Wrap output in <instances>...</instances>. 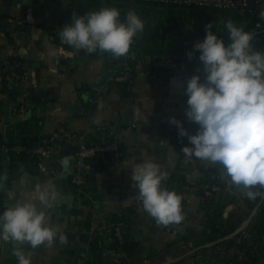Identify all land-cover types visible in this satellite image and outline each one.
Wrapping results in <instances>:
<instances>
[{"label": "crops", "instance_id": "0c3cea01", "mask_svg": "<svg viewBox=\"0 0 264 264\" xmlns=\"http://www.w3.org/2000/svg\"><path fill=\"white\" fill-rule=\"evenodd\" d=\"M112 1L0 0V60L17 58L25 69L13 86L16 98L0 94L3 117L14 119L35 115L41 120V131L49 135L64 127L88 137L97 128L109 127L122 144L121 148L118 147L119 153L110 156L107 168L95 173L94 188L86 196H80L67 186L72 172L71 159L69 170L55 166L59 157L68 158V155L62 157L64 151L61 150L53 151L45 160L46 169L36 173L30 174L23 169L9 171L7 167L0 171V175L7 177L0 182V214L18 201L30 200L37 185H49L57 193L51 208L39 201L35 203L46 211L51 226H59L67 243L61 244L57 238L51 246L42 244L32 249L25 244L23 250L31 254V264H116L113 252L105 246L91 249L87 240L81 237L87 231L104 230L113 213L129 212L130 234L139 241L129 264H167L178 259L191 246V241L178 238L198 233L203 227L205 214L200 205L201 185L197 182L211 171L212 165L187 157L182 152L183 147L191 146L187 137H180L177 127L169 123V118L175 117L189 134H196L199 128L196 123L189 122L185 114L187 81L193 75H199L204 82L199 56L186 59L164 79L149 77L140 67L137 68L130 93L122 98L117 86L101 85L111 75L110 64L107 66L103 55L76 50L59 37L60 29L72 23L73 13L83 16L102 6L111 7ZM26 12L35 16V23L15 25L13 19ZM136 14L144 24L156 25L161 21V15L156 11L139 10ZM125 17L126 14L121 21ZM81 87L105 93L91 112L83 106L87 93L84 89L77 90ZM33 92L42 93L45 98L31 109L33 103L28 97ZM21 102H24L22 111L14 114L15 106ZM3 129L0 121V132ZM147 160L157 163L166 173L162 188L166 189L171 180L184 183L178 191L183 200L184 218L180 223L167 226L158 223L144 211L142 201L137 199L139 190L133 187L131 168ZM238 195L245 196L241 192ZM229 213L245 218L236 204L227 206L224 216ZM175 239L178 242L169 246ZM15 246L0 240V264H18L12 254ZM234 253L231 248L226 255L208 253L203 259L202 255L187 257L181 264H226L227 257ZM199 259L202 263H197ZM254 264H264V257Z\"/></svg>", "mask_w": 264, "mask_h": 264}, {"label": "clouds", "instance_id": "9594fccd", "mask_svg": "<svg viewBox=\"0 0 264 264\" xmlns=\"http://www.w3.org/2000/svg\"><path fill=\"white\" fill-rule=\"evenodd\" d=\"M229 43L205 27V38L197 41L192 59L199 52L203 64L204 82L199 75L187 81L188 96L185 114L189 122L199 125L196 134H189L182 122L175 117L169 123L175 125L180 137H187L191 146L182 148L189 158L221 165V180L243 193L247 199L264 197V52L256 50L254 34L245 26L229 19L224 24ZM144 30V22L134 10L126 13L115 7L102 6L83 16L75 13L72 23L59 31L63 43L89 54L99 50L116 57L126 56L134 38ZM62 167L70 169V159L62 160ZM133 187L144 211L162 225L180 223L183 220L182 197L175 191L161 187L166 173L154 161L147 160L133 165ZM7 179L0 175V182ZM57 198L54 188L37 185L32 198L18 201L6 207L0 214V240L14 243L13 255L18 264H31V254L23 246L32 249L42 244L51 246L58 238L61 244L67 237L59 226L49 224L46 211L38 208L35 201L51 208Z\"/></svg>", "mask_w": 264, "mask_h": 264}, {"label": "trees", "instance_id": "16d2710c", "mask_svg": "<svg viewBox=\"0 0 264 264\" xmlns=\"http://www.w3.org/2000/svg\"><path fill=\"white\" fill-rule=\"evenodd\" d=\"M111 7L117 8L122 16L129 10H152L161 15V21L152 25L149 22L144 24V30L134 38L133 49L137 57L129 60L128 64L132 66V75L125 81H115L110 76L106 77L101 85L109 87L117 86L120 96L126 98L129 93L137 68H141L149 77L164 79L170 75L171 69L167 66H155V60H164L171 53L179 52L183 49L182 42L185 39L192 40L188 49L193 52V46L197 41L205 38V27L212 25V31L221 36L225 43H229L228 33L224 26L225 21L231 19L237 26H245V31L252 32L254 39L252 45L256 50L264 52V0H254V6L249 11L240 13L238 11L223 10L211 6H186L182 4H163L158 2H138L133 1L130 5H122L111 2ZM256 21L261 22V27L255 28ZM184 33V35H183ZM175 35L173 38L172 35ZM87 52L86 50H83ZM101 54L109 63V53H101L99 50L92 55ZM143 56H149L150 62H145ZM193 56H199V52H194ZM116 61V60H115ZM12 73L23 76L25 69L21 65V61L17 58L7 57L0 60V94L10 98H16V91L13 86L17 80L10 79ZM117 73H120L118 70ZM117 73H112L113 75ZM87 92V99L83 102L87 112L96 108L97 101L104 96V92L91 88L81 87L78 91ZM29 100L34 109L36 104L45 98L42 93L33 92L29 95ZM24 106V102L15 106V113ZM30 109V107H29ZM0 121L4 127L0 132V171L7 167L9 171L23 169L27 173L33 174L38 171L39 156L32 150L40 145L50 147L56 143L63 144V151L66 145L62 140L50 139L51 135L44 134L42 130L41 120L35 115H28L25 118L8 119L3 117V103L0 100ZM45 140V143L42 141ZM118 142L112 129L109 127L97 128L92 136H85L84 142L88 146L100 145L103 142ZM18 146H25L27 150L16 151ZM63 153V152H62ZM64 153L62 157H64ZM110 153H104V157L89 160V164L94 163L95 173L103 171L108 166ZM62 158L55 164L56 167L62 168ZM210 171L197 182V185L203 186L201 193V208L204 211L205 219L200 232L190 235H182L178 239L191 241V246L186 254H183L178 260L171 264H181L187 257H195L202 255L205 258L208 253L211 255H226L231 248L235 250L234 255L228 256L226 264H254L264 257V197H257L256 200H249L246 196L238 195V190L229 186L225 189L226 183L221 180V165L211 166ZM73 172V171H72ZM72 172L68 176V188L73 192H78L80 196H86L90 190L94 188L95 179L90 174H83L84 182L75 184L71 182ZM182 182L169 181L166 189L178 193ZM187 185V184H186ZM212 185H218V191H212L207 194ZM188 186H191L188 185ZM205 187V188H204ZM264 192V189H258ZM183 202V200H182ZM236 204L238 210H241L243 216L250 220L246 227L237 232L233 237L224 239L228 235L234 233L245 218L237 213H229L224 216V211L229 205ZM245 219V220H246ZM119 225L120 236L115 232L114 227ZM131 216L129 212H120L111 214L104 230L95 229L92 232H85L81 237L87 240L91 249L105 246L109 251L113 252L116 257V264H129L135 256V251L139 246V241L130 234ZM89 229V227H88ZM175 239L169 243V246L178 242ZM210 243L209 246L205 244ZM220 248V250H218ZM225 257V256H224ZM209 258V257H208ZM202 263V260H197Z\"/></svg>", "mask_w": 264, "mask_h": 264}, {"label": "built area", "instance_id": "2783aa9c", "mask_svg": "<svg viewBox=\"0 0 264 264\" xmlns=\"http://www.w3.org/2000/svg\"><path fill=\"white\" fill-rule=\"evenodd\" d=\"M138 1V2H158L163 4H182L186 6H211L218 9L223 10H232V11H238L240 13H244L250 10V8L247 5V0H132ZM14 24L17 26H27V25H33L35 23V16L31 12H26L24 15L17 16L13 19ZM255 28L261 27V22L256 21L254 24ZM184 35V33H183ZM192 40L185 39L182 42L183 49L176 53H171L167 56V58L162 62V60L158 59L153 62V65L155 66H167L171 69V71H176L181 64L188 59L187 53L191 52L188 49V46L191 44ZM135 41L132 45H134ZM131 45V46H132ZM110 54V53H109ZM137 54L133 49L129 50V53L126 56L116 57L112 54L109 55V63L111 65L109 66V71L111 72L110 77L114 79L115 81H125L129 79L132 75V66L128 64L129 60L136 59ZM143 59L145 62H150L149 56H143ZM116 60V61H115ZM120 71V73H117V71ZM114 73H117L113 75ZM21 76L18 74L12 73L10 76V79L18 80ZM87 93V92H86ZM22 108L19 109L21 112ZM84 134L76 133L73 131H70L64 127H59L56 129L52 134L50 139H53L55 141L62 140L65 145H71L73 147V152L71 155L68 156L69 159H71L72 162V175H71V182L75 184H82L84 182L83 174H89L90 173V164L89 160H92L94 158L98 157H104V153H110V155L118 154L119 148H118V142L111 141V142H103L100 145H92L88 146L84 142ZM45 143V140L42 141ZM63 144L56 143L50 147H44L43 145H40L36 148H34L32 151L34 153H37L39 156V161L37 164L38 170H44L46 169L45 166V160L48 159L53 151L55 150H61L63 151ZM15 150L18 152L20 150H27L25 146H18L15 148ZM61 160V157L57 159V163ZM230 185L226 184L225 189H228ZM205 188V187H204ZM219 186L218 185H212L210 190L206 191L207 194H210L212 191H218ZM239 192V191H238ZM115 232L118 236H120V229L119 225L114 227Z\"/></svg>", "mask_w": 264, "mask_h": 264}, {"label": "water", "instance_id": "95a60500", "mask_svg": "<svg viewBox=\"0 0 264 264\" xmlns=\"http://www.w3.org/2000/svg\"><path fill=\"white\" fill-rule=\"evenodd\" d=\"M113 1H114V2H117V3L125 4V5H126V4L129 5V4L132 3V0H113ZM247 5H248L249 8H252V7L254 6V0H247ZM172 72H173V71H170V74H171ZM84 98H85V95H84ZM118 147L121 148V147H122V144H121V143H118ZM72 152H73V147H72L71 145H67L66 148H65V151H64L65 156H67V155H68V156L71 155ZM211 171H213V170L211 169ZM90 175H91L92 178L95 177L94 163H91V164H90ZM199 190H200V192H202V191H203V187L199 186ZM249 220H250V217H248L246 220H244V221L240 224V226L236 229V231H234V233L228 235V236L225 237L224 239L231 238V237H233L237 232L243 230V229L246 227V225L248 224ZM209 245H210V243L205 244V246H209ZM178 259H179V258H178ZM178 259H175V260H173V261H171V262H169V263H167V264H171V263H173L174 261H176V260H178Z\"/></svg>", "mask_w": 264, "mask_h": 264}]
</instances>
